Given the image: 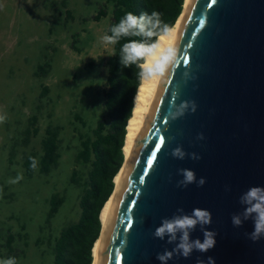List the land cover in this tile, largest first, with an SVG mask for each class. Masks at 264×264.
<instances>
[{"label":"water","instance_id":"1","mask_svg":"<svg viewBox=\"0 0 264 264\" xmlns=\"http://www.w3.org/2000/svg\"><path fill=\"white\" fill-rule=\"evenodd\" d=\"M172 46L176 62L158 79L94 264H161L157 255L178 240L155 238L156 228L194 208L208 210L212 221L190 239L203 241L207 230L216 245L187 259L174 254L168 264H208L209 257L264 264V238L248 236L252 221L232 223L243 211L240 196L264 187V0H189ZM176 148L184 159L172 156ZM180 169L205 185L178 187Z\"/></svg>","mask_w":264,"mask_h":264},{"label":"rangeland","instance_id":"2","mask_svg":"<svg viewBox=\"0 0 264 264\" xmlns=\"http://www.w3.org/2000/svg\"><path fill=\"white\" fill-rule=\"evenodd\" d=\"M64 1L69 14L62 0H0V261L9 258L4 245L11 235L17 264H53L55 239L80 213L82 189L70 182L72 171L84 170L76 161L80 135L92 137L104 117L103 58L112 54L113 44L102 38L112 5ZM99 8L106 15L94 20ZM39 66L44 71L38 72ZM33 116L38 132L24 146ZM48 126L59 128L58 166L49 175L35 172L28 178L22 157L42 154ZM53 195L64 202L46 224Z\"/></svg>","mask_w":264,"mask_h":264},{"label":"trees","instance_id":"3","mask_svg":"<svg viewBox=\"0 0 264 264\" xmlns=\"http://www.w3.org/2000/svg\"><path fill=\"white\" fill-rule=\"evenodd\" d=\"M112 5V17L107 34L111 35V27L129 11L140 15L143 12H160L161 19L171 28L174 27L181 12L184 10L185 0H107ZM62 9L67 14L66 2L62 0ZM103 8H99L94 20L105 16ZM130 39L148 40L147 37H122L113 44L112 54L103 58L106 68L105 86L101 90L104 117L96 124L92 137L80 135V150L76 161L84 168L80 173L72 171L70 182L82 189L79 196V217L59 232L52 247L53 264H93L94 246L102 231V221L99 219L102 209L115 190V178L125 162L124 144L127 125L132 117L134 99L141 81L137 78L138 69L135 66L124 68L120 64V48ZM38 72L44 71L42 66ZM47 91L44 88V94ZM42 93V96H44ZM82 122V119L75 115ZM36 118L31 117L30 128L23 142L27 146L31 137L36 136ZM59 128L48 126L41 140L42 154L37 157L34 153L24 154L22 167L26 177L31 178L35 172L49 175L59 163ZM35 160L36 167H32ZM123 164V165H122ZM64 199L53 195L49 200L46 213V224L56 216ZM13 237L8 235L4 248L9 258H15L12 247ZM93 248V250H92Z\"/></svg>","mask_w":264,"mask_h":264},{"label":"clouds","instance_id":"4","mask_svg":"<svg viewBox=\"0 0 264 264\" xmlns=\"http://www.w3.org/2000/svg\"><path fill=\"white\" fill-rule=\"evenodd\" d=\"M161 15L155 10L150 14L143 12L140 15L129 11L111 27V35H105L102 38L106 45L116 44L122 37L148 38V40L130 39L120 48V64L124 68L135 66L138 69L137 78L141 82L165 76L169 68L176 62V48L163 44L165 38L171 39L173 29L163 22ZM184 107H187V104L182 105V108ZM193 111H195L194 102ZM2 119L0 117V120ZM185 155L182 148H176L172 152L174 158L181 160ZM192 159L198 160L200 157L192 154ZM32 167H36L35 160L32 162ZM179 173L183 179L178 182V187L186 188L193 183H196L198 187H203L206 183L204 178L197 181L195 172L190 169H180ZM20 178L22 177H18L17 180ZM240 204L243 206V211L233 215V225L242 227L245 221L251 220L253 231L248 234L249 238L253 242L264 238V187H250L240 196ZM178 212L183 213V209H178ZM211 221V213L201 208H194L191 214L175 215L171 219H163L160 226L156 228L154 237L163 240L167 236L169 244L177 240L178 242L172 251L165 250L162 254H158L157 259L161 264H168L174 254L187 259L192 256L193 252L207 253L213 249L216 245V234L213 232L204 230L203 241L190 239V233L196 229L197 225L203 229ZM0 264H16V260L8 258L0 261ZM198 264H204V262L199 261ZM208 264H215V260L209 257Z\"/></svg>","mask_w":264,"mask_h":264},{"label":"bare ground","instance_id":"5","mask_svg":"<svg viewBox=\"0 0 264 264\" xmlns=\"http://www.w3.org/2000/svg\"><path fill=\"white\" fill-rule=\"evenodd\" d=\"M188 3H189V0H185L184 10H183L181 16L179 17L178 21L176 22V24L172 28L173 31H172L171 39L165 38L163 41V44L165 46H172V44L176 38V35H177L178 27L181 24L185 14H186ZM158 79L159 78L153 79V80H146L144 82H141V85L139 86L137 94L135 96L132 117L130 118L128 125H127V133H126L125 144H124V149H123L124 155H125V162H124V165L121 168L120 172L118 173V175L115 178V184H116L115 190H114L113 194L111 195V197L109 198V200L104 205L102 212H101V215H100L103 227H102L100 237L94 246L93 264L95 262V259H96L97 253H98V249H99V246H100V243L102 240L103 231H104V227H105V223L107 220L109 209L111 207V204H112L113 198L116 194V191L119 187V184L121 182L123 174L126 170L131 151L133 149L137 135L140 131L141 125H142L144 118L146 116V113H147L149 104L151 102V99H152L155 87L157 85Z\"/></svg>","mask_w":264,"mask_h":264},{"label":"snow or ice","instance_id":"6","mask_svg":"<svg viewBox=\"0 0 264 264\" xmlns=\"http://www.w3.org/2000/svg\"><path fill=\"white\" fill-rule=\"evenodd\" d=\"M162 142V141H161ZM159 149H157V151H158Z\"/></svg>","mask_w":264,"mask_h":264}]
</instances>
